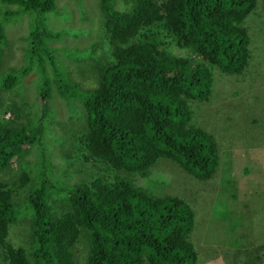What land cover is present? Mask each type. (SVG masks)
I'll return each instance as SVG.
<instances>
[{
    "label": "trees",
    "instance_id": "1",
    "mask_svg": "<svg viewBox=\"0 0 264 264\" xmlns=\"http://www.w3.org/2000/svg\"><path fill=\"white\" fill-rule=\"evenodd\" d=\"M114 1L98 0L104 22L100 37L109 43L110 54L103 59L96 52L100 39L86 56L66 49L73 63H86L78 66L81 73L97 80L84 88L71 79L59 48L47 44L61 35L46 19L48 12H65L56 0H0L3 264H197L190 241L193 206L168 190L166 182L153 181L152 169L168 159L210 184L220 157L216 130L193 118L191 103L209 99L213 68L242 74L248 69L252 34L247 19L257 15L261 24L258 0H122V8ZM21 13L31 20L28 32L19 35L27 42L23 55L43 50L55 72L54 78L45 72L35 87V99L44 100L41 115L30 114L34 101L17 100L14 93L24 96L21 77L34 59L19 69L10 64L13 50L5 52L11 41L7 25ZM56 93L64 99L68 120L56 118ZM7 111L13 115L7 117ZM57 122L60 135H55ZM52 139L80 144V150L62 155L88 165L90 181L68 185L52 175ZM32 151L35 156H27ZM23 154L19 168L12 157ZM23 212L28 215L20 219ZM223 212L232 216L228 209ZM15 221L27 223L18 245L8 239ZM81 240L88 249L83 259L76 252Z\"/></svg>",
    "mask_w": 264,
    "mask_h": 264
},
{
    "label": "rangeland",
    "instance_id": "2",
    "mask_svg": "<svg viewBox=\"0 0 264 264\" xmlns=\"http://www.w3.org/2000/svg\"><path fill=\"white\" fill-rule=\"evenodd\" d=\"M114 2L120 8L124 7L122 0ZM56 3L65 12H48L46 19L48 27L61 35L56 40H48L47 44L59 48L58 54L65 62L71 79L79 82L81 87H94L97 80L91 74L81 73L78 68L86 63H73V58L66 49L73 51L76 48V52L79 50L80 54L86 56L88 47L100 39L102 45L98 46L96 52L103 59L110 54L109 43L104 36L100 37L104 22L98 0H56ZM257 10L261 16V24L257 15L247 19L252 34L248 69L242 74L226 73L217 67L213 68L215 81L209 99L191 103L193 118L198 119L205 129L216 130L220 157L210 184L201 183L199 178L178 169L168 159H161L152 169L153 181L159 178L166 182L168 190L173 194H180L193 206L195 225L190 241L196 251L197 264H264V69L261 74L258 73L264 66V0H258ZM18 16L16 21L7 25V34L11 41L5 52L8 54L13 50V55L9 58L10 64L20 67L19 69L32 58L34 61L30 72L21 77L26 83L22 91L24 96L21 97L13 89L17 94L15 99L34 101L28 107L31 109L30 114L41 115L44 100L35 99V87L45 72L51 78H54L55 72L43 50L37 55H23L21 47L27 42L19 35L28 32L31 20L26 13ZM3 94L8 99L10 96L14 97V94L9 96L7 92ZM60 96L56 93L53 98L54 102H58L60 112L56 114V118L68 120L70 118L64 99L61 100ZM79 98L82 97L79 95ZM12 115L11 111H7V117ZM54 126L55 135L63 133L61 123L57 122ZM78 128L80 126L76 129ZM50 144L53 176L60 177V181L68 185L90 181L92 177L88 165L81 166L73 157L67 159L62 155V152L66 153L70 148L80 150L79 143L66 139L63 144H59L52 139ZM23 156L24 154L12 157L19 168ZM27 156L34 157L35 152L32 151ZM5 175L8 179L15 178V175ZM142 178L139 183L145 186ZM224 208L231 211L232 216L226 218ZM25 215L28 214L23 212L18 216L20 218ZM25 221L10 224L8 239L15 245L23 241V233L27 228ZM85 243L81 240L76 244L80 259L88 251ZM0 264H3L2 260Z\"/></svg>",
    "mask_w": 264,
    "mask_h": 264
}]
</instances>
